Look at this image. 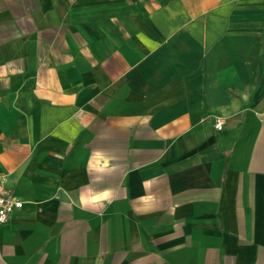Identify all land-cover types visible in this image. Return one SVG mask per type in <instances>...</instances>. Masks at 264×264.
I'll return each instance as SVG.
<instances>
[{
    "label": "crops",
    "instance_id": "obj_1",
    "mask_svg": "<svg viewBox=\"0 0 264 264\" xmlns=\"http://www.w3.org/2000/svg\"><path fill=\"white\" fill-rule=\"evenodd\" d=\"M0 181V264H264V0H0Z\"/></svg>",
    "mask_w": 264,
    "mask_h": 264
},
{
    "label": "built area",
    "instance_id": "obj_2",
    "mask_svg": "<svg viewBox=\"0 0 264 264\" xmlns=\"http://www.w3.org/2000/svg\"><path fill=\"white\" fill-rule=\"evenodd\" d=\"M223 127V119L216 118L215 128L221 130ZM23 201L14 196L11 190L0 181V224L8 221L11 213L22 208Z\"/></svg>",
    "mask_w": 264,
    "mask_h": 264
}]
</instances>
